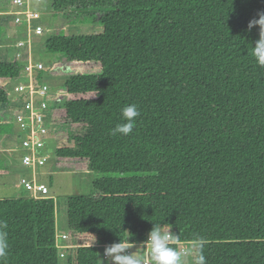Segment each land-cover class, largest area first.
Returning a JSON list of instances; mask_svg holds the SVG:
<instances>
[{
  "label": "trees",
  "instance_id": "16d2710c",
  "mask_svg": "<svg viewBox=\"0 0 264 264\" xmlns=\"http://www.w3.org/2000/svg\"><path fill=\"white\" fill-rule=\"evenodd\" d=\"M50 6L101 26L43 42L57 57L49 74L65 77L51 115L64 133L55 163L100 175L91 193L67 197L76 242L64 258L51 196L0 198L9 245L0 264H100L99 247L128 231L141 245L154 223L171 225L177 249L202 239L207 264H264V68L250 54L259 26L247 30L264 0ZM22 75L17 61H0V122L13 116L7 82ZM132 103L133 132L112 135Z\"/></svg>",
  "mask_w": 264,
  "mask_h": 264
},
{
  "label": "built area",
  "instance_id": "2783aa9c",
  "mask_svg": "<svg viewBox=\"0 0 264 264\" xmlns=\"http://www.w3.org/2000/svg\"><path fill=\"white\" fill-rule=\"evenodd\" d=\"M13 2L16 7L0 10V16L5 18L3 26L7 31L8 43L14 48V57L21 65L23 74L10 81L11 90L15 94L11 102V110L14 113L11 121L16 124L24 150L20 161L32 175L21 177L19 183L33 198H45L48 197L49 188L41 178H38L40 174L37 176V169L45 166L50 159L49 146L52 138L50 134L53 130L59 129L52 122L51 115L53 108L60 103V100L54 96L60 86L51 88L43 81L46 76L52 77L49 74L51 61L45 63L34 57L36 52L34 38L45 29L44 24L37 17L44 12L36 8L41 0H13ZM9 31L16 34L15 40L11 38ZM60 238L65 240L68 235L62 233ZM56 246L61 250L60 256L64 258L65 250L72 245H61L56 239Z\"/></svg>",
  "mask_w": 264,
  "mask_h": 264
},
{
  "label": "rangeland",
  "instance_id": "374dc122",
  "mask_svg": "<svg viewBox=\"0 0 264 264\" xmlns=\"http://www.w3.org/2000/svg\"><path fill=\"white\" fill-rule=\"evenodd\" d=\"M9 1L8 4L11 6V0H0V6L2 2ZM51 0H41L39 4L36 5V8L41 12L37 17L38 20L44 24V31L34 38V47L36 49V57L44 62H49L55 58V55L49 53L45 50L43 42L46 37L52 34H59L62 32L64 34H75V33H90L100 30L101 26L95 21L88 18L81 21L74 19L75 16H68L64 14H54L47 11H50ZM6 6V5H4ZM5 9L3 7L0 10ZM72 13V12H71ZM10 33V32H9ZM11 38L13 34L10 33ZM14 40L16 37L13 38ZM6 38L3 37V32L0 36V61L5 60H14L15 54L13 48L9 47V43L6 45ZM43 81L46 82L51 88L61 86L65 77H44ZM9 97L11 99V89L9 87ZM11 101L7 109L4 110L6 113L11 110ZM14 111V110H13ZM14 114V113H13ZM0 198L5 197H14L21 194H25V191L21 188L20 177L22 175H31V171L28 168L22 166L20 157L23 153V148L21 146L20 133L16 127L14 121H3L0 122ZM63 129L59 128L58 130H53L52 138L50 141V152L51 157L48 160L47 164L39 169H37V176L39 175L41 180L45 182L49 188L48 196H51L55 202V212H56V239L61 245L70 244L76 240V235L73 233L67 226V197L71 194L86 193L89 194L92 192V182L100 174L87 172V171H75L70 167H63L55 163L54 159V150L58 143V140L63 139L64 133ZM29 172H28V170ZM65 232L69 236L67 239L62 240L60 238L61 234ZM189 244H180V247H188ZM75 245V244H71ZM105 246L98 248L100 264L101 260L104 259L103 249ZM143 246L134 245L133 248L129 249V252H133V255H142ZM67 253V252H66ZM63 264V261L60 262ZM184 264H191V258L186 257Z\"/></svg>",
  "mask_w": 264,
  "mask_h": 264
},
{
  "label": "clouds",
  "instance_id": "9594fccd",
  "mask_svg": "<svg viewBox=\"0 0 264 264\" xmlns=\"http://www.w3.org/2000/svg\"><path fill=\"white\" fill-rule=\"evenodd\" d=\"M257 16L258 18L254 17L249 20L247 25L248 31H251L254 26H259V38L254 43H251L252 47L250 54L255 59L256 64L260 68H264V11H259ZM2 32L3 37L6 38L7 45V31L4 29V26ZM9 32L13 34V37H16L15 33ZM9 47L10 46L7 48ZM34 57L36 60H40L36 57V52H34ZM53 60H57V57L55 56ZM10 81H8L6 85L8 89L12 87ZM12 94L14 97L15 94L11 90V102L13 99ZM139 115L140 111L135 103L123 107L121 109V118L123 122L115 125L112 129V135L120 134L127 136L132 133L136 118ZM6 228L7 224L0 221V261L5 259L8 255L9 245L7 241L8 234L5 231ZM170 229L171 225L165 228L164 224L154 223L148 233L147 239L141 242L144 249L142 255H133V252H129V249L134 247V241L130 239L133 233L128 231L129 234L126 239H122L119 236L120 239L118 242H113L105 246L104 259L101 260V264H184L186 257L191 258V264H207L206 257L203 254L204 241L202 239L197 238L190 246L177 249L174 244L179 238V235L172 233Z\"/></svg>",
  "mask_w": 264,
  "mask_h": 264
},
{
  "label": "crops",
  "instance_id": "0c3cea01",
  "mask_svg": "<svg viewBox=\"0 0 264 264\" xmlns=\"http://www.w3.org/2000/svg\"><path fill=\"white\" fill-rule=\"evenodd\" d=\"M11 6L9 5V4H7V6L5 7V9H8V8H10V9H14L16 6H15V4H14V2H13V0H11ZM47 12H50V13H53L52 12V10H51V6H50V11H47ZM59 15V14H58ZM12 31V30H11ZM12 97H13V94H12ZM53 133H51L50 134V136L52 135ZM21 164V163H20ZM23 166V165H22ZM24 167V166H23ZM24 168H26V167H24ZM28 170V169H27ZM28 172H29V170H28ZM23 176H27V175H22L21 177H23ZM29 176V175H28ZM20 177V178H21ZM20 181V180H19ZM19 181H18V184H19ZM21 188L26 192V190L21 186ZM55 217H56V212H55ZM55 221H56V219H55ZM63 233H65V232H63ZM67 234V233H66ZM68 235V234H67ZM69 236V235H68ZM74 242H76V240L75 241H73L72 243L71 242H69L70 244H74ZM103 246H106V245H103ZM104 250V249H103Z\"/></svg>",
  "mask_w": 264,
  "mask_h": 264
}]
</instances>
